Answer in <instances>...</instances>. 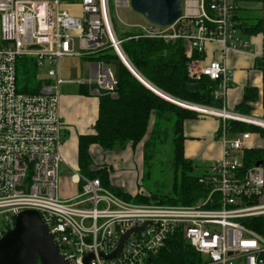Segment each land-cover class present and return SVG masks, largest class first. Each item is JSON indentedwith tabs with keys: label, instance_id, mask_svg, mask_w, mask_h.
I'll use <instances>...</instances> for the list:
<instances>
[{
	"label": "built area",
	"instance_id": "built-area-1",
	"mask_svg": "<svg viewBox=\"0 0 264 264\" xmlns=\"http://www.w3.org/2000/svg\"><path fill=\"white\" fill-rule=\"evenodd\" d=\"M182 16L171 26L148 22L127 38L183 40L187 56L216 45L225 58L232 52H252L260 36L264 62V0H181ZM112 5L130 8L131 0H0V240L14 228L17 216L37 211L52 234L61 256L70 264H153L167 244L181 237L200 256L197 264H264V234L249 225L264 217V163L244 165L252 149L250 133L228 137V123L264 129V118L252 117L179 100L145 79L129 60L116 30ZM258 11L263 30L250 35L243 28L246 13ZM256 23V24H257ZM111 50L146 88L160 98L222 120L220 140L224 157L204 170L200 182L205 194L194 205L126 201L105 187L99 178L85 177L64 159V123L61 90L65 83L62 60L95 56ZM32 59L43 81L36 94L18 89V65ZM91 77L79 84L92 93L117 96L114 65L93 61ZM46 70L42 74V70ZM190 77L219 82L216 100L225 101L231 70L223 60L203 65L193 60ZM263 161V160H262ZM72 171L79 188L61 198L60 172ZM125 240L119 255L106 259Z\"/></svg>",
	"mask_w": 264,
	"mask_h": 264
},
{
	"label": "trees",
	"instance_id": "trees-1",
	"mask_svg": "<svg viewBox=\"0 0 264 264\" xmlns=\"http://www.w3.org/2000/svg\"><path fill=\"white\" fill-rule=\"evenodd\" d=\"M243 28L250 35H257L263 30L260 22L255 25L245 22ZM131 35L128 34V37L123 38L126 40L123 47L133 66L145 79L179 100L216 109L223 107V100H216L214 97L219 82L212 81L208 77L197 80L189 75V63L193 60H203L204 54L195 51L191 57H188L183 40L165 42L161 39L144 37L127 40ZM83 59L103 61L110 65L118 62V67H114L118 71L119 85L116 97L107 93L98 95L99 116L94 125V132L81 135L79 138L78 165L81 173L88 178H99L105 187L126 201L137 204L150 203L149 199L140 193L133 196L112 187L108 166L104 164L93 169L90 149L93 145H98L105 151L123 150L127 146L135 149L150 135L144 147V163L148 166L149 160L154 156V153L149 155L148 152L150 142L157 139L163 123L173 122L172 190L171 193L157 191L152 196L154 203L158 204L178 206L196 204L205 194V187L200 182L204 171L196 174V168L200 167L193 160L185 157L184 122L198 118L199 113L174 105L154 94L119 62L118 57L111 50ZM17 71L19 91L29 94L38 93L43 81L39 78L35 62L29 58L23 59L19 62ZM257 100V91L247 88L244 100L236 111L249 115L252 111L250 104ZM151 124L154 126L152 131H150ZM228 132L232 134L252 132L264 137V129L238 122H229ZM263 159L264 150L249 149L245 153L244 165L249 168ZM248 222L258 233L264 234V217L250 219ZM153 259V264H197L200 256L193 248L186 245L181 237H176Z\"/></svg>",
	"mask_w": 264,
	"mask_h": 264
},
{
	"label": "crops",
	"instance_id": "crops-1",
	"mask_svg": "<svg viewBox=\"0 0 264 264\" xmlns=\"http://www.w3.org/2000/svg\"><path fill=\"white\" fill-rule=\"evenodd\" d=\"M248 24L255 25L256 23L248 21ZM251 51L232 52L223 58L220 48L209 44L202 64L205 65L213 60L225 59V63L232 73V84L226 94L224 107L230 111L237 112L236 108L242 104L246 89L252 88L257 91L258 100L250 104L252 111L247 116L264 118V62L256 57V54L262 53L259 35L254 37ZM83 61L90 65L92 73L94 70L93 61L84 59ZM76 75L78 76V74ZM61 114L64 123V142L62 147L64 159L72 168L80 170L78 165L79 138L81 135H88L94 132V125L99 116V97L92 93L87 86L79 84L75 79L67 78L61 90ZM222 125L221 119L203 114H199L196 119L186 120L184 122L185 157L195 163L199 162L205 167L204 170L212 166L216 161L221 160L224 157V147L220 140ZM247 133L252 135V149L264 150V137L259 133ZM239 135L241 134L229 132L228 137L234 138ZM90 151L93 158V169L101 167L95 166L94 156L97 153L102 154L105 165L108 166L110 171L111 186L131 194L125 188L128 190V180L131 178V173L135 168L137 153L144 164L143 143L139 144L135 149L127 146L123 150L114 151H105L100 146L93 145ZM73 161L75 165L72 164ZM65 168L67 167H62L60 178L62 170ZM74 186V192L66 199L72 198L77 194L79 188L76 184ZM138 192L131 195L134 196Z\"/></svg>",
	"mask_w": 264,
	"mask_h": 264
},
{
	"label": "rangeland",
	"instance_id": "rangeland-1",
	"mask_svg": "<svg viewBox=\"0 0 264 264\" xmlns=\"http://www.w3.org/2000/svg\"><path fill=\"white\" fill-rule=\"evenodd\" d=\"M111 12L116 30L121 38H126L128 34L135 33L137 27H146L149 25L146 18L136 13L132 7L115 8L112 5ZM246 14L250 19V23H257L258 19L261 17L258 11L248 12ZM45 73L46 70H42V74ZM76 74H78V76ZM62 75L65 80L69 78L72 80L75 79V81L78 82L85 81L87 78L91 77L90 65L85 63L80 56L66 57L62 60ZM172 124L173 122L163 123L157 139H153L150 142L148 152L149 155L154 153V156L149 160L148 166H145V163L143 164V161L138 157L137 153V159L135 157L136 165L131 173V178L128 180V190L125 188V190L131 194L139 191L138 193L149 199L150 203H154L155 201L152 196L153 193L157 191L171 193L172 190L174 182L172 167ZM153 128L154 126L151 124L150 131H152ZM149 138L150 135L144 140L143 148L146 146ZM101 155L102 154L97 153V155L94 156L95 166L106 164ZM72 164L75 165V162L73 161ZM196 165L200 167L196 168V174H199V172L202 173L205 167L199 162H196ZM72 176L73 173L71 170L67 168L62 170L59 194L63 199H66V197L71 195L75 190Z\"/></svg>",
	"mask_w": 264,
	"mask_h": 264
},
{
	"label": "water",
	"instance_id": "water-1",
	"mask_svg": "<svg viewBox=\"0 0 264 264\" xmlns=\"http://www.w3.org/2000/svg\"><path fill=\"white\" fill-rule=\"evenodd\" d=\"M134 11L152 24L168 27L176 23L182 16L181 0H131ZM118 67L119 63L113 64ZM118 77V71L116 70ZM264 161L257 162L262 165ZM132 231L122 239L118 250L111 255H103L112 259L119 255L125 240ZM93 255L85 258L84 264H90ZM70 264L60 254L55 240L45 225L41 215L35 210H26L16 218L13 229L0 240V264Z\"/></svg>",
	"mask_w": 264,
	"mask_h": 264
}]
</instances>
